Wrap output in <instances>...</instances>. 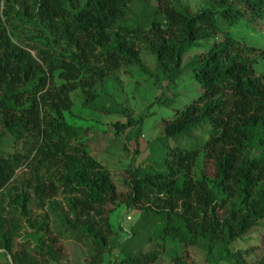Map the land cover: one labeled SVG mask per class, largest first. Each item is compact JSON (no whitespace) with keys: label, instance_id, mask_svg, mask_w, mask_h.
Returning <instances> with one entry per match:
<instances>
[{"label":"trees","instance_id":"16d2710c","mask_svg":"<svg viewBox=\"0 0 264 264\" xmlns=\"http://www.w3.org/2000/svg\"><path fill=\"white\" fill-rule=\"evenodd\" d=\"M25 15L41 29L59 34L67 44L60 57L55 43L35 55L16 43L0 24V249L13 264H41L37 254L57 260L54 241L44 233L48 222L30 216V204L45 209L61 192L82 229L97 245L90 264H101L112 248L97 227L110 229L108 213L120 194L111 172L89 151L86 128L66 118L82 89L83 107L112 115L127 109L115 101L106 82L123 66H143L141 47L156 56L157 69L177 81L186 70L185 54L203 39L221 36L190 65L203 92L176 116L164 121L166 139L178 138L208 124L209 138L201 148L176 147L163 164L128 170L129 208H137L160 237L201 246L214 264H248L247 251L234 244L264 219V73L255 72L264 49L245 44L220 27L217 17L231 24L249 17L264 22V0H213L196 13L182 0H22ZM13 0H0L4 15H14ZM8 9V10H7ZM51 38V35L48 36ZM255 54L257 57L251 58ZM58 74L62 82L56 80ZM112 98L114 106L101 103ZM170 105V102L167 103ZM142 123L129 116L117 121L122 132ZM11 141L13 151L4 146ZM204 153L202 176L194 168ZM139 149L136 151L138 155ZM208 167V169H207ZM37 233V248L24 235L27 224ZM80 217L88 218L82 222ZM216 254V255H214ZM159 252L129 256L114 264H156ZM264 264V259L260 261Z\"/></svg>","mask_w":264,"mask_h":264},{"label":"rangeland","instance_id":"374dc122","mask_svg":"<svg viewBox=\"0 0 264 264\" xmlns=\"http://www.w3.org/2000/svg\"><path fill=\"white\" fill-rule=\"evenodd\" d=\"M182 1L192 13L213 5V0ZM12 3L9 10L14 15L12 17L4 15L5 7L2 6L0 22L10 37L35 55L46 53L48 46L45 41L52 40L58 48L53 56L61 58L59 52H65L67 49L65 40L53 31L46 32L41 29L46 23L33 17L35 15L31 5L29 10L32 15L29 16L24 14L26 3L22 0H13ZM233 6L239 8L241 4L234 0ZM217 20L223 31L231 32L245 44L264 49L263 21L252 25L247 16L241 22L231 24L221 15ZM219 40L221 36L203 39L189 50L183 62L186 67L185 73L175 82H170L168 74L157 69L156 56L142 46L143 66H123L113 72L111 79L106 82L108 91L115 97L116 102L127 109L126 113L107 115L86 109L83 107L86 97L84 91L78 89L72 93L74 105L71 112H66V118L72 125L87 129L83 140L89 143V151L111 172L120 194L118 202L109 206L112 210L108 213L110 229L97 224L112 248L111 251L104 253L101 264H114L129 256L154 251L159 252L156 264H214L208 260L201 246H188L173 237H160L156 224H148L137 208L130 209L127 205L130 188L126 184V179L136 156L135 164L138 166L159 165L171 159L174 148H201L209 138L211 128L208 124L169 140L165 137L163 125L166 119L175 117L177 111L203 92L193 77L190 65L195 64L199 56ZM257 55L251 54L250 57L255 58ZM254 68L255 72L264 73V58L259 57ZM56 80L62 82L58 74ZM115 101L110 97L101 99V103L107 106H114ZM168 102L170 105H167ZM129 116L135 120L141 119L142 123L118 133L115 123L117 121L127 123ZM12 144L11 141L7 142L4 149L13 151ZM203 167L204 153L201 152L194 168L196 178L202 176ZM53 202L55 203H50L45 209L39 208L36 202L30 204L29 218L37 221L39 225L48 222L44 237L54 241V249L59 253L57 260L36 253L41 264H90L98 252L97 245L82 229L69 230L64 224L66 218L71 223L77 221L65 194L60 192ZM19 216L26 221L22 215ZM80 218L82 222L88 221L86 217ZM25 223L27 226L23 237L15 241L16 250L19 248L20 240L24 238H30L37 248V233L31 229L27 221ZM234 249L247 251L248 264H260L264 259V219L260 221L258 228L236 242ZM4 254V250L0 249V264H13L12 257Z\"/></svg>","mask_w":264,"mask_h":264}]
</instances>
